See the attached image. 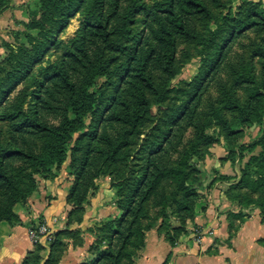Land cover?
Returning <instances> with one entry per match:
<instances>
[{"label": "trees", "instance_id": "16d2710c", "mask_svg": "<svg viewBox=\"0 0 264 264\" xmlns=\"http://www.w3.org/2000/svg\"><path fill=\"white\" fill-rule=\"evenodd\" d=\"M82 1L38 0L36 11L30 14L28 23L24 24L25 31L14 32L15 42L21 37H24L25 42L16 44L2 41L1 47L6 52V57L2 59L0 55V223L7 222L11 226L37 230L34 222L24 224L14 209L17 205H25L36 191L35 176L54 182L69 158L73 161L72 175L75 176V182L67 197L68 204L73 207L68 226L73 222L81 223L83 207L96 188V180L103 175V169L108 163L118 160L120 150L130 143L129 137L146 120L151 109L147 92L158 94L152 73L159 71L169 78L175 76L179 41L190 42L196 39L192 27L193 18L212 19L208 3L220 4V0H169L166 6L148 13L145 35L139 40L114 102L110 105L106 119H103L105 128L100 145L96 150L88 151L83 162L76 168L77 154L81 148V138L76 136L89 129L87 118L103 101V93L96 91L95 87L101 77L110 75L107 49L112 44V37L123 32L129 19V14L122 10L123 0L97 1V16L93 23L84 27L73 49L45 76L44 82L35 91L31 94L26 90L21 91L24 98L16 105V111L12 110L11 97L29 78L43 56L39 55L35 59L33 54H37L35 52L38 50L41 54L46 52V43H53L65 30ZM10 2L11 0H0V15L10 7ZM254 27L264 28V11L256 15L245 29ZM238 35L240 32H233L231 38L236 39ZM227 53L228 51L221 54L212 69L209 75L211 80H214ZM260 56L264 64V51L260 52ZM226 66L236 78L244 79L243 84L239 83L238 87L244 86V83L249 84L247 87L250 88V95L246 103L234 100L229 95L226 84L221 81L218 89L223 101L230 110L238 114L242 124H256L261 128V134L255 141L239 146L240 159H243L246 152L251 154L243 169L244 178L249 179L253 168H264V84L256 81L253 75H242L230 63ZM250 84L253 86L250 87ZM202 93V89L197 90L190 104L174 121L163 143L150 151L146 169L130 186L129 195L124 193L125 184L116 183L113 186L116 188L114 204L122 214L119 218L103 223L101 229L99 225L90 229L95 233L96 239L91 247L93 259L88 264H135L139 252L145 247L146 233L157 226L142 224L150 204L162 208L156 220H161V229L172 246H175L181 236L188 234V225L195 219L199 195L192 189V185H188L189 175L185 172L176 177L177 183L181 184L182 197H178L177 193L168 195L164 182L173 177L169 162L178 152L188 129L193 128L201 138L212 140L199 124L201 119H197ZM29 95L35 103L34 110L27 115L22 113V108ZM219 120L229 133L230 143H233L239 134L227 120ZM8 123L15 125L4 146L1 141L4 137L1 125ZM38 140H43L41 147L38 146ZM257 148H261V151L255 154ZM195 152L196 149L184 159V164L192 172L197 170L191 168L190 162ZM230 152L235 153L233 146L230 147ZM227 160L235 162L233 158ZM25 170L30 173L25 175L21 183L19 176ZM22 184H27V187L24 188ZM254 184L264 189V175L260 174ZM226 196L229 201L234 202L228 193ZM173 202L176 206L174 209ZM257 208L264 209L263 206ZM168 211L178 219L177 227H172L171 234L164 228L170 227L164 221L172 222ZM227 220L229 240H232L236 236L234 226L229 217ZM80 235L78 229L56 232L50 242L48 258L44 260L41 255L44 249L37 245L28 254L24 264H58L66 249L65 241L73 239L76 243H81Z\"/></svg>", "mask_w": 264, "mask_h": 264}, {"label": "rangeland", "instance_id": "374dc122", "mask_svg": "<svg viewBox=\"0 0 264 264\" xmlns=\"http://www.w3.org/2000/svg\"><path fill=\"white\" fill-rule=\"evenodd\" d=\"M97 1L99 0H83L79 10L71 17L65 30L57 36L53 43H46L48 44L46 52L41 54L40 50H38L35 52L37 54H33L35 59L39 55L43 56L35 65L29 78L13 93L11 97L13 111H16V105H19L20 100L24 98L23 93L20 94L21 91L24 92L26 90L29 94L35 91L38 85L44 82L45 76L61 63L68 51L73 49L84 27L93 23L97 16ZM168 3L169 0L122 1V10L129 14V19L125 23L123 32L112 37V44L107 49L106 58L110 64V75L101 77L95 87L96 91L100 90L103 93V101L87 118L89 129L76 136V138H81L79 141L81 148L77 154V163H75L76 168L83 162L82 160L85 159L88 151H94L100 145V139L104 135L105 128L103 119H106L110 105L114 102V97L117 95L133 52L139 40L145 35V23L148 13L156 8L166 6ZM208 6L212 19L195 17L192 20L196 39L190 42L179 41L175 76L169 78L159 71L152 73L158 94L147 92L151 109L147 113L146 120L139 126L138 131L129 137L130 143L120 150L118 160L108 163L103 169V175L96 181L107 179L115 193L116 188L113 186L125 184L124 193L129 195L130 186L143 175L146 169V161L150 151L163 143L172 129L174 121L190 104L197 90L202 89V104L197 119H201L199 124L204 128L207 137L212 140L201 138L193 128L186 131L182 143L178 147V152L172 156L169 162V168L175 171L172 170L173 177L164 182V189L168 195L177 193L178 197H182L181 184L177 183L176 177L185 172L189 175L188 185H192V189L199 195L196 201V208L202 199H204L203 202H211L207 198L214 191L219 192L221 190L227 200L226 194L228 193L234 199V202L228 200L230 210L226 213V218L228 219L229 217L231 220L236 235L245 222L255 216L253 214L255 210H258L260 220L264 222V209L257 208L258 206L264 207V189L254 184L259 179L260 174L264 175V168H253L250 178H244L243 169L251 154L246 152L242 156L243 159H240L241 153L239 151L240 145L244 143L251 144L259 137L261 128L257 127L256 124L244 125L241 123L238 114L230 110L226 102L223 101L218 89V83L222 81L226 84L229 95L234 100H238L241 103H246L249 100L250 88L247 87L249 84L244 83L242 87L237 86L239 83L243 84L244 79L234 76L231 69L226 66L227 63H230L236 69H239L242 75L246 77L253 75L256 81L264 84V64L263 58L260 56V52L264 51V28L245 29L256 15L264 11V0H220L219 5L209 2ZM15 28L17 27L12 25L0 28V39L9 40L10 43L16 44L25 42L24 37L15 42L14 32L16 30H13L14 32H12L11 36L5 33ZM21 28L22 31H25L24 25ZM233 32H240V35L233 39L231 38ZM32 34L36 35L37 32H32ZM227 51L228 53L221 63L214 80H211L209 75L212 69H214L215 64L221 58V54ZM0 55L3 59L6 57V52ZM252 86L250 84V87ZM34 103V99L31 96L28 97L26 104L22 108V113L31 114L34 110ZM214 111L216 112L215 114ZM219 119L227 120L239 134L233 143H230L228 139L229 133L222 126V121ZM14 125L13 123L1 125L4 132V137L1 141L4 146L9 141ZM42 144L43 140H38V146L41 147ZM231 146L234 147L235 153L230 152ZM194 149L197 152L193 154L190 162L191 168H197L196 172H192L189 166L184 164L185 157L194 153ZM260 151L261 148H257L254 153L258 154ZM227 158H233L235 162L232 163ZM72 162V159L69 158L56 179L58 180L60 176H63L65 178L64 181L71 180L70 190L75 182V176L72 175ZM225 164L228 167L227 171L224 169ZM28 173H30L28 170L23 171L19 176L20 182L23 181V178ZM224 177L228 178L225 179ZM35 179L37 180L38 177L35 176ZM23 185L24 188L27 187V184ZM97 191L98 187L96 186L90 195ZM154 205L150 204L147 207L144 220H142V224L145 226L149 224L159 225L161 223V220L157 221V218L162 208H156ZM172 206L173 209L176 208L174 202ZM16 207L14 212L19 217L20 209L16 210ZM72 211L73 208L68 212L64 230L78 229L72 226L73 223L68 226L69 214ZM168 215L172 222L164 221L170 226L169 228H164L171 234L172 227H177L178 219L174 217L171 211H168ZM42 221L40 219L36 224L37 228L44 223ZM105 222L98 224L100 229ZM55 233L53 232V237ZM32 242L35 247L41 245L44 249L41 252L42 257L44 260L48 258L51 241L49 242L43 237H39V239L36 241L32 240ZM240 256L242 263L246 262L248 257L243 254Z\"/></svg>", "mask_w": 264, "mask_h": 264}, {"label": "crops", "instance_id": "0c3cea01", "mask_svg": "<svg viewBox=\"0 0 264 264\" xmlns=\"http://www.w3.org/2000/svg\"><path fill=\"white\" fill-rule=\"evenodd\" d=\"M37 5L38 0H11L10 7L0 15V28L16 26L12 31H4L8 36L15 30L22 31L21 27L28 23ZM2 40L9 42L0 39V54L4 52ZM227 168L225 164V171ZM64 180L63 176L55 182L38 178L36 191L25 205L16 207V210L20 209V220L24 224H37L42 219L52 232L64 230L68 212L73 208L67 202L71 180ZM96 186L98 191L89 196L83 207L81 223L73 222L72 225L80 230L82 242L67 239L58 264H88L93 259L91 247L96 239L90 229L122 214L114 204L115 191L107 179L96 181ZM207 199L211 202L201 200L195 210L194 222L188 227V234L181 236L175 246L169 243L160 224L147 232L145 247L139 252L135 264H264V222H261L258 210L229 240L226 213L230 210V203L221 190L212 192ZM197 227L211 230L201 242L193 239L192 230ZM34 247L29 228L0 223V264H24ZM241 254L248 257L246 262L242 263Z\"/></svg>", "mask_w": 264, "mask_h": 264}, {"label": "built area", "instance_id": "2783aa9c", "mask_svg": "<svg viewBox=\"0 0 264 264\" xmlns=\"http://www.w3.org/2000/svg\"><path fill=\"white\" fill-rule=\"evenodd\" d=\"M211 230H206L202 227H197L192 230L193 239L196 242H201L206 234H210ZM30 236L33 241L39 239V237H43L47 241H52L53 239V232L49 229L46 224H41L37 230H30Z\"/></svg>", "mask_w": 264, "mask_h": 264}]
</instances>
